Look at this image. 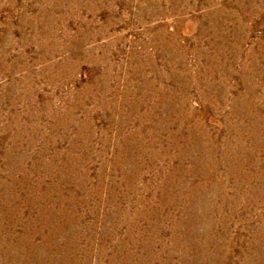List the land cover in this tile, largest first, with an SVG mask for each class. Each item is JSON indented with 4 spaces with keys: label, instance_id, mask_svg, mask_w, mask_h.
Masks as SVG:
<instances>
[{
    "label": "rangeland",
    "instance_id": "1",
    "mask_svg": "<svg viewBox=\"0 0 264 264\" xmlns=\"http://www.w3.org/2000/svg\"><path fill=\"white\" fill-rule=\"evenodd\" d=\"M0 264H264V0H0Z\"/></svg>",
    "mask_w": 264,
    "mask_h": 264
}]
</instances>
